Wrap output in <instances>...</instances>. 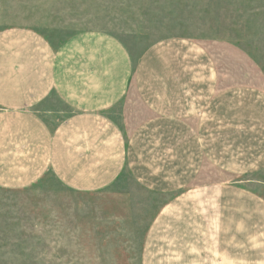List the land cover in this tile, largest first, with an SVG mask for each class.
<instances>
[{"label": "crops", "instance_id": "1", "mask_svg": "<svg viewBox=\"0 0 264 264\" xmlns=\"http://www.w3.org/2000/svg\"><path fill=\"white\" fill-rule=\"evenodd\" d=\"M263 164L264 91L223 84L200 44L161 40L133 58L104 31L54 46L0 29V188L51 175L96 192L129 175L164 201L143 264H233V202L249 193L230 176Z\"/></svg>", "mask_w": 264, "mask_h": 264}, {"label": "rangeland", "instance_id": "2", "mask_svg": "<svg viewBox=\"0 0 264 264\" xmlns=\"http://www.w3.org/2000/svg\"><path fill=\"white\" fill-rule=\"evenodd\" d=\"M11 26L37 30L54 46L104 31L133 58L158 41L190 39L223 84L264 91V0H0V29ZM230 177L249 193L233 202V264H264V213H256L264 209V164ZM163 202L129 175L96 192L70 190L51 175L0 188V264H143L145 231Z\"/></svg>", "mask_w": 264, "mask_h": 264}]
</instances>
